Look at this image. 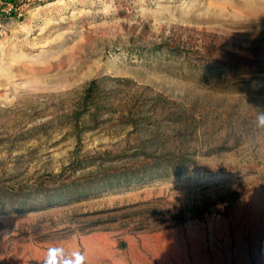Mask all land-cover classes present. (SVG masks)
<instances>
[{
	"label": "rangeland",
	"instance_id": "obj_1",
	"mask_svg": "<svg viewBox=\"0 0 264 264\" xmlns=\"http://www.w3.org/2000/svg\"><path fill=\"white\" fill-rule=\"evenodd\" d=\"M261 111L264 0H0V264H262Z\"/></svg>",
	"mask_w": 264,
	"mask_h": 264
},
{
	"label": "clouds",
	"instance_id": "obj_2",
	"mask_svg": "<svg viewBox=\"0 0 264 264\" xmlns=\"http://www.w3.org/2000/svg\"><path fill=\"white\" fill-rule=\"evenodd\" d=\"M255 126L260 129H264V111L257 114L255 118ZM65 264H85L84 256L77 252L74 254V259L72 261H67ZM262 264H264V258H262Z\"/></svg>",
	"mask_w": 264,
	"mask_h": 264
},
{
	"label": "trees",
	"instance_id": "obj_3",
	"mask_svg": "<svg viewBox=\"0 0 264 264\" xmlns=\"http://www.w3.org/2000/svg\"><path fill=\"white\" fill-rule=\"evenodd\" d=\"M175 170V169H174ZM106 185V184H105ZM63 188H57L56 190L52 191V192H48V191H41L43 192L42 193V196H43V202L44 203H49L51 202L52 200L54 199H59L61 198L62 196H64V193H63ZM81 192V191H80ZM26 200H29V198H25Z\"/></svg>",
	"mask_w": 264,
	"mask_h": 264
}]
</instances>
